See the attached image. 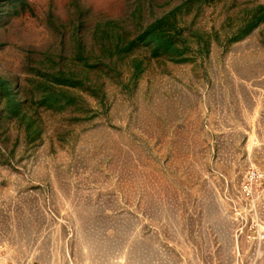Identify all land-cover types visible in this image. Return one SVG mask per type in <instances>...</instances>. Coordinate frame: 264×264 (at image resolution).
<instances>
[{
	"label": "rangeland",
	"instance_id": "374dc122",
	"mask_svg": "<svg viewBox=\"0 0 264 264\" xmlns=\"http://www.w3.org/2000/svg\"><path fill=\"white\" fill-rule=\"evenodd\" d=\"M264 0H0V264H264Z\"/></svg>",
	"mask_w": 264,
	"mask_h": 264
},
{
	"label": "built area",
	"instance_id": "2783aa9c",
	"mask_svg": "<svg viewBox=\"0 0 264 264\" xmlns=\"http://www.w3.org/2000/svg\"><path fill=\"white\" fill-rule=\"evenodd\" d=\"M238 191L247 203L264 197V170L257 167L246 170L238 183Z\"/></svg>",
	"mask_w": 264,
	"mask_h": 264
}]
</instances>
